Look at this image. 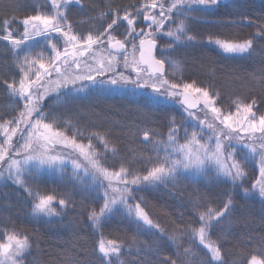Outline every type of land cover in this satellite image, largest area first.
I'll return each mask as SVG.
<instances>
[{"label":"trees","instance_id":"1","mask_svg":"<svg viewBox=\"0 0 264 264\" xmlns=\"http://www.w3.org/2000/svg\"><path fill=\"white\" fill-rule=\"evenodd\" d=\"M139 2L82 0V5L69 6V22L76 33L86 36L89 31L103 30L110 22V17L100 18L108 4L119 7L122 15L123 9ZM50 9L49 0H0V35L4 34L3 22L9 20L14 38L19 39L24 18L47 14ZM192 14L198 19L192 18ZM122 23L124 27L114 26L117 39H123L125 35L126 22ZM186 24L189 35L195 38L193 41L175 43L163 35L170 25L175 27L171 21L157 37L156 57H167L176 65L172 70L169 63L165 64L166 78L173 83H194L207 89L216 97V106L223 112H234L238 101L251 103L255 100L254 111L258 115L264 114V36L257 35L258 26L264 24V0L221 1L207 10L191 12ZM209 38L235 42L252 39L253 49L243 54L225 53L214 42L210 43ZM47 39L59 41L58 47L62 50L63 40L56 33L28 41L29 45H34V51H43L46 59L54 55ZM121 65L117 72H123ZM123 73L129 76L126 71ZM20 75L12 45L0 40V123L13 120L23 107V102L13 97L5 84V81H18ZM112 75L98 76L97 81H106ZM84 83L87 87L83 91L75 90L80 87L79 83L75 88L69 86L70 99L61 96L58 103L56 94L48 97L43 101L41 111L48 117L46 122L55 121L57 128L68 136L75 135L79 143L87 145L91 141L97 158L111 171H118L123 166L130 173L147 174V170L164 157V145H159L158 156L154 144L167 142L173 119L180 128L179 143H184L185 127L189 134L192 131L182 112L184 109L170 100L152 102L149 99L154 95L151 88H136L131 83L125 87ZM145 131L149 133L148 141L143 139ZM99 136L107 140L108 150L100 143ZM3 140L4 135L0 132V142ZM257 160L258 157L245 166L247 175L237 182L243 187L234 186L209 167L203 173L181 170L177 180L167 186L133 188L129 204H141L163 229V234L146 226L138 228L122 205L103 217L99 224L89 220L90 212L93 209L99 211L103 206L107 186V181H103L104 187H101L93 179L91 168L86 173L82 167L74 175V169L64 164L63 171L45 168L39 175L25 174V183L34 190L55 195L57 201L61 198L70 200L61 215L52 217L34 216L32 198L4 172V178L0 179V242H5V233L15 231L28 235L32 247L22 258V264H109V260L111 264H170L172 259L178 264H207L211 254L198 240L190 239L192 229L200 226L197 204L221 209L231 198L230 214H226L223 222L210 233L222 249V264H248L252 255L264 259V199L258 191L252 190V185L259 179ZM245 188L250 190L247 196ZM109 195L114 194L109 191ZM54 204L59 209L58 203ZM203 210L201 207L200 211ZM169 237H175V242ZM101 240L119 242L123 246L119 258L103 257L99 252ZM185 248H191L196 254L186 260ZM211 264L221 262L211 261Z\"/></svg>","mask_w":264,"mask_h":264},{"label":"snow or ice","instance_id":"2","mask_svg":"<svg viewBox=\"0 0 264 264\" xmlns=\"http://www.w3.org/2000/svg\"><path fill=\"white\" fill-rule=\"evenodd\" d=\"M49 2L51 9L47 14L31 15L21 21L23 33L19 39L14 38L9 20L3 22L4 34L0 35V40L12 45L16 67L21 74L18 81H5V84L10 94L23 102V107L13 120L0 123V132L4 135V140L0 142V168H3V171H0V179H3L4 172H7L8 179L23 187L33 200L34 216H59L70 203L69 199L64 198L57 201L55 195L42 194L25 183L26 173L39 175L45 168L63 171L65 157L53 151L56 145L78 153V158L72 160L74 175L82 167L79 162V158H82L87 161V165H83L85 172L87 173L90 166L93 179L98 181L101 187H104L103 181H107L103 206L99 211L93 209L88 217L94 224H99L103 217L118 210V205H122L127 216L136 222L138 228L146 226L149 230L156 229L163 234V229L150 218L141 204H129L128 198L133 188H139L141 185L167 186L177 180L181 170L185 173L193 170L203 173L209 167L214 168L217 176L230 180L234 186L243 187L242 183L237 182L243 181L247 175L245 166L257 157L259 179L252 185V190L258 191L259 196L264 199V114L258 115L257 111H254L255 100L251 103L238 101L234 112H223L216 106V97L210 95L207 89L197 87L194 83L181 85L170 82L165 76V64L169 63L175 68V63L153 55L158 34L169 21L175 27L170 25L167 31H163V35L175 43L193 41L195 38L189 35L186 24L190 13L207 10L220 4L221 0H140L138 4L123 9L122 15L119 7L108 4L107 11L102 12L100 18L110 17V22L103 30L89 31L86 36L74 31L68 15L71 11L69 6L82 5V0ZM138 20L140 23H137ZM122 22H126L125 35L123 39H117L113 31L114 26L124 27ZM53 33L62 38L63 47L61 50L58 47L59 41L47 39V44L54 54L47 59L43 51H34V45L28 44V41L36 37L47 38ZM257 35L264 36V24L258 26ZM209 42H214L225 53L243 54L253 49L252 39L235 42L222 39L213 41L209 38ZM171 46L169 43V47ZM136 53H139V59L136 58ZM83 57H90L93 63L85 62L82 66ZM121 62L124 69L135 72V79L123 72H117ZM73 65L77 70L74 73L68 71ZM53 73L55 80L50 79ZM109 73L113 74L109 79L97 81L98 76H106ZM84 82H90L92 85L99 82L101 85L112 86L131 83L136 88H151L154 95L149 99L152 102L176 100L184 107L188 117L196 120L197 124L190 134L187 127L183 129L184 143H179L177 136L180 128L173 119L167 142L154 144L158 156L159 145H164V157L158 159L154 166L147 170V174L130 173L129 169L123 166L118 171H111L97 158L91 141L87 145L77 142L75 135L68 136L65 131L57 128L55 121L46 122L48 117L41 111L47 96L55 93L58 103L61 102V96L70 99L72 91L69 85L75 88L79 83L80 87L75 90L83 91L87 87ZM62 89L67 91L62 92ZM200 104L203 108H199ZM192 108L204 111V118L197 117L190 111ZM17 132L20 133L23 143L12 153L15 147L13 137ZM98 139L105 150H108L109 145L105 137L99 136ZM143 139L149 140L147 131L144 132ZM111 150L115 153L114 148ZM22 155L23 159L15 158ZM109 191L114 195L110 196ZM244 192L247 196L250 190L245 188ZM54 202L58 203L59 209ZM232 205L231 198L221 209L198 203L200 226L192 229L190 236V239L198 240L199 244L207 249L211 254V261H219L221 264L222 249L218 240H213L210 233L223 222L222 218H225L226 214H230ZM201 207H204L203 211H200ZM169 238L175 242V237ZM4 241L0 242V264H22V258L32 247L31 238L13 231L5 233ZM122 247L115 240H101L99 252L105 258H119ZM195 254L191 248L184 249L186 260ZM211 261L207 264H211ZM170 264H178V261L172 259ZM248 264H264V259L252 255Z\"/></svg>","mask_w":264,"mask_h":264},{"label":"rangeland","instance_id":"3","mask_svg":"<svg viewBox=\"0 0 264 264\" xmlns=\"http://www.w3.org/2000/svg\"><path fill=\"white\" fill-rule=\"evenodd\" d=\"M221 1H225V0H221ZM195 12H197V11H193V13H195ZM191 17L192 18H195V19H198L196 16H195V14H192L191 15ZM55 34V33H54ZM159 35V34H158ZM129 52H131V49H129ZM163 55H165L164 53H163ZM165 57H166V55H165ZM136 58H137V53H136ZM166 59H167V57H166ZM168 61H169V59H167ZM88 63V64H92L93 63V60L90 58V57H83V58H81V63H82V66H83V64L84 63ZM121 64H122V62H121ZM122 66V65H121ZM123 67V66H122ZM173 67L171 66V69H172ZM173 70V69H172ZM68 71L69 72H75V71H77L76 69H75V66L73 65L71 68H69L68 69ZM122 71L124 72V71H126L127 72V74L129 75V77H131L132 79H135V76H136V74H135V72H132L131 71V69H124V68H122ZM127 76V75H126ZM144 78L145 79H147V75L146 74H144ZM50 79H52V80H55L56 79V76H55V73H53V76L52 77H50ZM78 84V83H77ZM130 84V83H129ZM129 84H127V85H129ZM127 85H125V86H127ZM69 86H71V85H69ZM96 86H98V87H100L101 86V84L98 82L97 83V85ZM125 86H122V87H125ZM55 93H53V94H51V95H49V96H47L45 99H47L48 97H50V96H53ZM179 98H177V100H178ZM171 102H173V103H175L176 102V100H170ZM177 103V105H179V103L178 102H176ZM200 108H203V105L202 104H200ZM182 112H184V115H185V118H187L188 120H189V125L191 126V130H193V127L197 124V121L196 120H194V119H192V118H190V117H188V115H187V113L185 112V111H182ZM197 117H199V118H204V116H205V112L204 111H198V113L197 114H195ZM211 117H210V114H209V119H210ZM23 127V126H22ZM205 131H206V129H205ZM20 133L19 132H17V134H16V136H14L13 137V144H14V148H13V150H12V153H14V151H15V148H17V147H19V144L20 143H23V141L21 140V137L20 138H18V135H19ZM16 139H18V140H16ZM14 141H16V142H14ZM78 142V141H77ZM53 151L55 152V153H57V154H60V155H63L64 157H65V165H69L72 169H73V165H72V160H74V159H77L78 158V153H76V152H73L72 151V149H70V148H68V149H66V148H62L60 145H56L54 148H53ZM12 153H10V154H12ZM16 159H23V155L22 156H17V157H15ZM79 162H81L82 163V167H84L83 165H87V161H83V159L82 158H79ZM81 167V168H82ZM88 168H91L90 166H88ZM85 169V168H84Z\"/></svg>","mask_w":264,"mask_h":264},{"label":"water","instance_id":"4","mask_svg":"<svg viewBox=\"0 0 264 264\" xmlns=\"http://www.w3.org/2000/svg\"><path fill=\"white\" fill-rule=\"evenodd\" d=\"M155 51V50H154ZM153 55L156 57V55H155V52H153ZM137 59H139V53H138V56H137ZM165 71H167V69H166V66H165ZM165 74H166V72H165ZM180 99V98H179ZM180 104V103H179ZM180 106L182 107V108H184L181 104H180ZM199 108H200V105H199ZM198 109L197 108H192V109H190V111H192V112H195V111H197ZM145 141V140H144Z\"/></svg>","mask_w":264,"mask_h":264}]
</instances>
